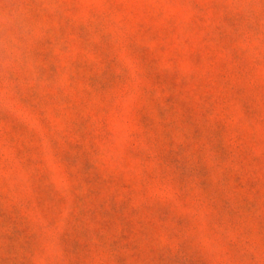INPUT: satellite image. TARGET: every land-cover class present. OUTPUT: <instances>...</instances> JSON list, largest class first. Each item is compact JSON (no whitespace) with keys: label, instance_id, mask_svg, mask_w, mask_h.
Instances as JSON below:
<instances>
[{"label":"rangeland","instance_id":"obj_1","mask_svg":"<svg viewBox=\"0 0 264 264\" xmlns=\"http://www.w3.org/2000/svg\"><path fill=\"white\" fill-rule=\"evenodd\" d=\"M0 264H264V0H0Z\"/></svg>","mask_w":264,"mask_h":264}]
</instances>
